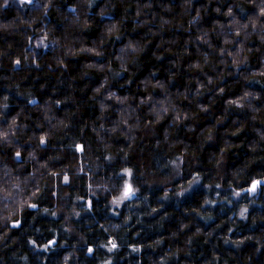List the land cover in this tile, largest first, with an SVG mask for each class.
Listing matches in <instances>:
<instances>
[{
  "label": "trees",
  "instance_id": "16d2710c",
  "mask_svg": "<svg viewBox=\"0 0 264 264\" xmlns=\"http://www.w3.org/2000/svg\"><path fill=\"white\" fill-rule=\"evenodd\" d=\"M0 264H264V0H0Z\"/></svg>",
  "mask_w": 264,
  "mask_h": 264
},
{
  "label": "water",
  "instance_id": "95a60500",
  "mask_svg": "<svg viewBox=\"0 0 264 264\" xmlns=\"http://www.w3.org/2000/svg\"><path fill=\"white\" fill-rule=\"evenodd\" d=\"M261 183V180H256V181H254L251 185H250V187H249V189L248 190H252L253 188H255L258 184H260Z\"/></svg>",
  "mask_w": 264,
  "mask_h": 264
},
{
  "label": "snow or ice",
  "instance_id": "6c2138e0",
  "mask_svg": "<svg viewBox=\"0 0 264 264\" xmlns=\"http://www.w3.org/2000/svg\"><path fill=\"white\" fill-rule=\"evenodd\" d=\"M41 142L43 143V141H41ZM17 155H19V154H17ZM130 193H131V188L129 187L128 190L125 193L126 198L129 196Z\"/></svg>",
  "mask_w": 264,
  "mask_h": 264
}]
</instances>
